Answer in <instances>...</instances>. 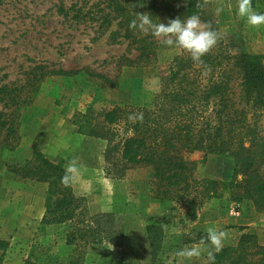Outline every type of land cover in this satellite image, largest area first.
I'll list each match as a JSON object with an SVG mask.
<instances>
[{
  "label": "rangeland",
  "instance_id": "374dc122",
  "mask_svg": "<svg viewBox=\"0 0 264 264\" xmlns=\"http://www.w3.org/2000/svg\"><path fill=\"white\" fill-rule=\"evenodd\" d=\"M106 4L107 0H0V84H22L36 64L81 70L72 76L46 77L31 102L18 109L17 146L0 147V264H69L74 254V247L65 242L70 223H40L47 184L21 178L5 167L23 163L33 151L64 167L74 157L81 165L72 191L86 218L95 217L104 236L85 245L81 264H149L146 226L150 223L160 224L164 233L156 259L177 264L178 250L206 236L197 231L199 216L230 210L235 216L242 207L247 223L238 226L245 229L241 233L253 232L264 242V212L255 213L250 200L236 205L224 194L204 202L196 218L189 220L183 204L153 198L149 167L130 166L119 159L125 130L122 123L106 124L104 112L115 105H151L159 90L160 70L179 50L158 42L155 64L118 67L119 57H133L136 51L115 33L118 18ZM221 5L225 10L216 15L215 8ZM252 5L264 12V0H252ZM60 6L65 15L58 11ZM204 18L224 34L220 41L230 52L242 48L261 54L264 62V26L249 27L237 14V0H213ZM87 71L116 80V86ZM185 156L197 162L198 176L230 178L233 163L227 155L203 157L201 151H194ZM204 263L202 257L185 261Z\"/></svg>",
  "mask_w": 264,
  "mask_h": 264
},
{
  "label": "trees",
  "instance_id": "16d2710c",
  "mask_svg": "<svg viewBox=\"0 0 264 264\" xmlns=\"http://www.w3.org/2000/svg\"><path fill=\"white\" fill-rule=\"evenodd\" d=\"M196 3L197 0H187L186 4L185 0H107V7L118 18L115 33L127 41L129 50L136 51L133 57H119L117 66L144 67L157 61L159 41L129 28L136 13H149L154 22L165 24L169 19H184L193 13L205 19L207 8L199 10ZM58 11L66 14L61 6ZM203 60L210 71L198 67L179 50L160 70L159 90L153 95L151 105H115L104 112L103 121L109 125L122 123L125 135L119 159L130 166L149 167L153 198L183 204L189 220L196 218L204 202L224 194L236 205L250 200L255 211L264 212L262 56L242 48L230 52L228 45L220 41ZM80 72V69H50L36 64L26 72L22 84H0V135H3L0 147L12 150L17 146L18 109L31 102L46 77ZM86 73L116 86V80L99 73ZM141 112L143 123L133 124L128 120L130 114ZM194 151H201L203 157L206 154L229 156L233 163L230 178L198 176L197 162L185 156ZM5 167L21 178L47 184L40 223H70L65 242L74 247V254L69 264H81L85 245L98 243L104 236H100L102 230L95 225V217L86 218L72 187L61 184L65 170L62 163L33 151L23 163H7ZM146 237L149 264H166L156 259L164 237L161 225L148 224ZM216 264H264V242L253 232H243L234 243L224 245L216 255Z\"/></svg>",
  "mask_w": 264,
  "mask_h": 264
},
{
  "label": "clouds",
  "instance_id": "9594fccd",
  "mask_svg": "<svg viewBox=\"0 0 264 264\" xmlns=\"http://www.w3.org/2000/svg\"><path fill=\"white\" fill-rule=\"evenodd\" d=\"M213 0H197L196 8L206 9ZM187 0H185V4ZM143 6V5H140ZM225 10L224 6H217L215 14L219 15ZM237 14L245 20L246 24L255 29L264 26V12L257 11L252 0H237ZM129 28L143 35H151L160 44L167 48H175L186 53L198 67L210 68L205 64L203 57L210 54L223 38V33L214 29L211 22L201 20L199 13H193L184 19L177 17L169 19L167 24L154 22L149 13H136L135 18L129 23ZM143 113H133L128 120L133 124L143 123ZM81 165L77 158L68 161L61 184L70 187L76 182ZM206 236H202L197 244L183 247L175 253L177 264H185V261L199 260L206 257L207 264H216V255L223 250L225 241L229 238L226 230L214 226L206 228Z\"/></svg>",
  "mask_w": 264,
  "mask_h": 264
},
{
  "label": "crops",
  "instance_id": "0c3cea01",
  "mask_svg": "<svg viewBox=\"0 0 264 264\" xmlns=\"http://www.w3.org/2000/svg\"><path fill=\"white\" fill-rule=\"evenodd\" d=\"M238 209V208H237ZM231 210L228 212H223L222 214H217L218 216L215 214L213 215H207L206 218H204V216H199V218L197 219V231H199L200 234H205L206 233V228L209 226H214L218 229H222V230H226L229 233V238L225 241L224 245L226 244H231L236 237L239 236V234L245 230H240L238 228V226L241 225H246L247 223V218L246 215L244 213L243 207L237 211V215H230ZM255 213H258L256 211H254ZM217 216V217H216ZM220 222H224L225 224H230L232 227L231 228H227L225 229L223 226H219L218 224ZM202 261H205L204 264H207V260L206 257H202Z\"/></svg>",
  "mask_w": 264,
  "mask_h": 264
},
{
  "label": "built area",
  "instance_id": "2783aa9c",
  "mask_svg": "<svg viewBox=\"0 0 264 264\" xmlns=\"http://www.w3.org/2000/svg\"><path fill=\"white\" fill-rule=\"evenodd\" d=\"M236 212L234 211V214H235Z\"/></svg>",
  "mask_w": 264,
  "mask_h": 264
}]
</instances>
